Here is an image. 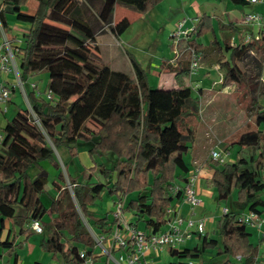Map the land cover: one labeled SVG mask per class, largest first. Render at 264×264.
Here are the masks:
<instances>
[{
    "label": "trees",
    "instance_id": "trees-1",
    "mask_svg": "<svg viewBox=\"0 0 264 264\" xmlns=\"http://www.w3.org/2000/svg\"><path fill=\"white\" fill-rule=\"evenodd\" d=\"M29 1L3 0L0 5V25L8 37L10 16L19 15L31 23L14 53L20 59L21 81L40 125L34 124L28 111L19 110L8 121L0 145V233L6 220L13 227L8 238L0 241V248L13 255L22 245L12 239L13 229L18 227L24 235L30 231L31 223L38 220L47 235L40 245L43 252L65 264H83L81 251L91 257L97 250L85 221L98 234H109L114 226L108 214L100 217L91 210L103 193L107 192L114 203L127 197L126 211L132 214V223L136 227L143 223L144 229L154 234L166 228L169 206L182 200L183 193L174 194L172 188L184 186L189 180L185 156L196 141L201 123V107L190 85L193 56L162 60L161 72L173 73L178 86L171 89H153L149 74L135 57L129 55L131 74L112 70L99 57L97 36L105 29L113 30L116 5L146 14L165 0H37L35 13L27 16L22 13ZM232 2L248 4L246 0ZM218 29L240 36L247 31L221 20ZM209 33H215L213 18L204 14L190 34L189 48L203 54L218 44L216 39L210 46L198 42ZM225 50L230 56L220 61L223 85L235 84L249 102L248 112L253 111L251 121L236 134L234 144L239 153L250 152L251 156L211 164L213 175L209 184L215 190L218 206L229 204L233 194L236 200L226 205L229 213L217 221L219 239L205 235L201 237L202 244L193 248L169 249L180 264H197L196 259L211 250L216 251L217 257H226L222 264H258L261 255L248 227L239 224L236 216L248 209H264V130L260 129L264 125V105L260 101L264 93L260 82L264 63L255 60L254 74L240 66L248 58L264 57V38L246 45L227 46ZM41 72L49 75L47 92L56 97L54 101L27 86L29 77ZM90 121L98 129L90 128ZM42 130L57 151L63 148L70 154V162L64 164L73 197L65 186L66 176L54 148ZM80 143L89 145L92 169H99L103 181L84 182L80 178L84 168L71 171ZM109 154L116 157L113 165ZM96 155L105 156L106 162L97 164ZM46 161L56 170L52 186L57 195L48 205L42 199L50 178L43 166ZM33 168L34 178L30 173ZM18 206L24 209L23 215L17 214ZM14 257L15 264H19L18 254ZM94 257L97 260L98 256Z\"/></svg>",
    "mask_w": 264,
    "mask_h": 264
},
{
    "label": "rangeland",
    "instance_id": "rangeland-1",
    "mask_svg": "<svg viewBox=\"0 0 264 264\" xmlns=\"http://www.w3.org/2000/svg\"><path fill=\"white\" fill-rule=\"evenodd\" d=\"M192 2H193L192 5H190L189 4L190 2H187V0H167L163 5L164 6V8H162L163 10L161 9L163 17L160 18L157 22H155L156 24H154V22H150L151 17L144 19L142 17L143 16L142 14L136 13L135 11H132L131 9L123 5L118 4V7L121 8V10H127L129 12H132V14L136 16V18L123 17L124 14H122L120 10L118 11V16L116 18L118 25L123 26L124 28L128 25L127 26L128 28H126L125 30L126 32L124 33L123 36L115 34L116 40L112 36L104 37L102 39L101 42L102 46L105 43H108L107 45L110 46L107 48L102 47L103 49L102 52L106 64L110 65V68H112L115 71L132 73L133 70L129 60V55H130L132 57H135L139 61V63L143 66V68L147 71V73L149 74L150 86L153 89L177 88L175 82L173 84L171 83L173 76L170 75V73H164V75L168 74L167 76H161V73H159V71L161 70V63L162 60L164 59L174 61L177 56L186 58L190 53L188 42L191 39V37L189 36L188 38L182 39L179 45L176 47L173 44L174 43L173 39L171 38L173 33L171 26L167 25V22H165L167 17L168 16L173 17L172 18V21H174L173 23H177L178 21L187 18L189 19L188 28L193 29L194 25L192 24V21L199 14L206 13L211 17H213V19H215L214 21L217 22L216 21L217 16L227 18L233 14L232 12L233 10L245 9L243 6L235 5L234 3H232L231 0H192ZM0 28L2 30V34L4 36H7L3 32L1 25ZM143 30L145 31V33L141 37V39L136 40L133 44H130L128 42V40L131 37H133L138 33H142ZM217 31L219 32V34L221 33L218 29ZM7 38L10 39L8 36ZM72 38L74 40L77 39V37L74 34H72ZM199 39L201 44L207 45L209 44L210 35L207 34ZM10 44L12 50L15 52V46H13L11 40H10ZM238 44H241V39L238 40L237 42H233L229 34L226 33L221 34L220 42L216 45L210 46L207 49V51L201 55L200 68L196 72V74L197 75L199 74V77H201L200 83H204L207 79V75L204 74L205 70L202 69H204V67L206 68L207 66L209 69L210 67H214V69H212L211 71V76L207 80L208 83L212 84L213 89L208 92L210 94L218 92L219 97L214 101V104L217 105L218 106L217 108L221 111L218 117L219 119L217 121L213 120L212 124L209 126L207 130L204 129V125L202 124L199 125L196 134V144L197 143L200 144L203 141L205 145V152H211L213 147L215 146L214 136H220L221 138L225 139L224 143L226 145L223 143L218 144L217 149H221L222 147L225 146L228 147L229 151L232 152V157H231L232 161L238 160L242 155H244L243 157H246L247 159H249V157L251 156L250 152L239 153L237 146L234 144V140L236 134L240 131H243L246 128L247 123L251 121L253 111L248 112L247 106L249 102L245 98V96H242L241 93H239L236 90L235 84H229L228 86L224 87L222 80V70L220 69V61L227 60L230 56V54L226 52L225 47L237 46ZM255 60H257V62L264 63L263 56H254V59L248 58L243 62H241L240 66L244 71L254 74L257 70L256 68L257 63L255 62ZM15 61L20 71L21 69L20 59L16 57ZM43 73L45 72L37 73L35 77L30 76L29 79L31 80L30 82L34 81L38 84L41 97L47 99L46 92L49 83V75L48 74L45 75L46 79L44 80L41 77ZM157 73L160 75V77L157 75ZM12 78L15 77L13 76ZM192 78L194 79L195 76L193 75ZM15 81L17 85L18 81L16 78ZM195 82L197 83L199 81H194L193 83ZM193 89H194V94L197 96V94H199V86L194 84ZM12 95H14L13 96L14 104L10 108V111H7L5 113H0V132L2 133L6 132L8 126L7 121H9L10 119H12V117H14V115L17 113V110L28 111V114L31 115L34 120V124L40 126L35 111L31 108L27 99V95L20 84H18L15 93L14 94L12 93ZM260 100L261 103L264 105V93ZM88 126L90 128L98 129V127L91 121L88 122ZM260 129L264 130V125ZM42 133L45 139L48 141V143L54 148L56 157L59 160L63 172L66 176L65 186L69 190L71 196L73 197V187L69 180L68 172L64 164L70 162V154L68 153V150L63 148L57 151L44 130H42ZM88 151H89V145L80 143L79 152L85 154L78 155L71 163L70 169L72 172H74L76 169L81 170L84 168L85 172L82 173L81 174L82 177H80L84 182L103 181L98 168L92 169L87 167L88 165L90 166L94 165L91 162V158L89 156ZM107 156H111L113 158V163H111V165H113L114 162L116 161V157L110 154ZM105 158H106L105 156L96 155L94 157V160L96 161L97 164H100L106 162ZM43 166L50 173L49 183L47 184L45 191L42 195V199L48 205L50 204L51 200L55 198L57 195L56 191L52 186V182L56 176V170L47 161ZM30 173L34 178L36 175V169L33 168L30 171ZM262 179H264V172L262 173ZM208 188H211L210 184H208ZM201 198L203 200L202 201L203 207L201 209L199 208L197 210V213L199 211L202 212L205 211L210 215L211 214L218 215L219 211L221 212V210L225 208L226 205H230V203L236 200V194H233L231 196L228 202L229 204L224 203L220 206H218V204L216 203L213 197L202 196ZM263 199H264V194H263ZM110 202L111 201L109 199L108 193L105 192L102 194L101 198H99L96 201L95 205L91 209L94 210L97 213V215L100 217H103L109 213L108 215L110 219H113V211L115 207H113L111 211L109 204ZM16 210L18 215L24 214V209L22 207L18 206ZM50 217L53 218L51 214ZM129 217H131V215H129ZM85 223L91 232L93 227L91 226L92 227L91 229L86 221ZM8 226L10 227V225ZM139 228L144 229V224L140 223ZM248 231L253 234L251 238L252 242L255 245H259L261 248L260 257L263 256L264 246H261V243L264 244V240L263 238H261L262 240L260 241L259 238L261 232L253 226H248ZM25 234H27V232ZM210 236L211 238L219 239V235L214 231L213 232L211 231ZM24 238L25 240L22 242V246L17 249V253L19 254L20 261L22 264H65L62 259L54 260L51 254L45 253L41 250L40 245L42 241L47 238L46 234H37L34 233L33 231H30L27 235H25ZM65 238H69V235H66ZM196 244H202V240L199 241L197 240V238H193V240H190L187 243L180 246L179 249H183L185 246H189L190 248H193V246H195ZM1 251L3 250L0 248V254L2 255V257L0 258V264H15L14 255H10L6 251L2 253ZM97 254H101V252H98ZM225 259L226 257H217L216 251L211 250L206 254H204L200 259H196V263L222 264ZM157 261H159V263L161 264H171L174 262L176 263L178 262V264L181 263L177 257L171 256L166 251H164L163 253H161L159 257H157Z\"/></svg>",
    "mask_w": 264,
    "mask_h": 264
},
{
    "label": "built area",
    "instance_id": "built-area-1",
    "mask_svg": "<svg viewBox=\"0 0 264 264\" xmlns=\"http://www.w3.org/2000/svg\"><path fill=\"white\" fill-rule=\"evenodd\" d=\"M246 1L250 5L264 6V0ZM244 23L248 28L240 38L242 44H250L253 41H260L264 38V12L246 14ZM193 30L194 28H185L184 22H180L174 28L171 36L173 44L177 47L180 41L188 38ZM189 51V54L193 56L192 75L196 76V72L200 68L202 54H197L190 48ZM15 60L16 57L11 48L10 39L2 34L0 38V73L6 77L13 75L25 92V84L21 81L20 71ZM260 82L264 85V72L260 77ZM29 85L41 96L36 82H31ZM46 93L48 100H56V97L51 92ZM11 97L12 89L0 80V113L8 111ZM4 138L5 133L0 132V145L3 143ZM213 162H219L220 164L232 162L230 152L217 148L213 149L209 154L208 161L195 167L189 174V180L184 186L177 185L172 188L174 194L182 192L183 198L180 202L169 206L167 209L168 223L166 228L160 233H151L136 227L132 223L133 216L126 211L127 197L123 200L115 201L112 231L109 234H98L91 230L97 245L96 249L105 257V264H158L155 259L164 251L179 249L180 246L193 238L204 237L206 235L207 219L205 217L199 218L197 213V210L203 207L199 184L205 172V166L208 169V166H211ZM183 206L188 208L186 214L183 213ZM228 213V208L221 210V216ZM236 220L239 224L247 227L253 226L264 234V209H248L238 214ZM30 231L43 234L44 227L40 221L34 220L30 225ZM94 256L88 257L85 251L80 253L83 264H97Z\"/></svg>",
    "mask_w": 264,
    "mask_h": 264
},
{
    "label": "crops",
    "instance_id": "crops-1",
    "mask_svg": "<svg viewBox=\"0 0 264 264\" xmlns=\"http://www.w3.org/2000/svg\"><path fill=\"white\" fill-rule=\"evenodd\" d=\"M167 0H165L164 2H162L160 5H158L156 8H154L153 10H151L150 12L146 13V14H142L143 18L146 19L148 17H151L150 18V22H154V24H156L155 22H157L160 18L163 17L162 15V8H164V3L166 2ZM232 1V0H231ZM2 2L3 0H0V5H2ZM187 2H190L189 4L192 5V0H187ZM233 3V2H232ZM235 4V3H234ZM37 5H38V2L37 0H30L28 2V4L24 7L23 9V13L24 15H27V16H32L34 13H35V10L37 8ZM236 5V4H235ZM241 6V5H240ZM245 9L244 10H241V9H237V10H233V14L230 16V17H227V18H224V17H221V16H217V22H215L213 19V25H214V29H215V33L214 35L212 33H209L210 35V40H209V44L205 45V46H210L212 44V42L216 39L220 42V38H221V34H229L231 36V39L233 42H237L238 40H240V38L242 36H240L239 34H235V33H230L228 31H220L221 33L219 34V32L217 31L218 29V21L221 20L223 21L225 24H228V23H233L235 24L236 26L240 27V28H248L245 23H244V18H245V15L246 14H249V13H253V12H261L263 13L264 12V6L263 5H257V6H254V5H250L249 3L246 5V6H243ZM162 9V10H161ZM121 11L123 15V17H129V18H136L135 15L132 14V12H129L127 10H121V8L118 7V5H116V9H115V14H114V28L113 30H106L104 31V33L102 34H99L97 36V46H98V54H99V57L102 59V61L106 64L105 62V58H104V55H103V52H102V47H110L109 45H107L108 43H105L101 44L102 42V39L104 37H114V39L116 40V37H115V34H118L120 36H123L124 33L126 32V28H128L127 26L124 28L123 26H120L118 25L117 21H116V18L118 16V11ZM172 11V10H171ZM199 11V9H198ZM182 12V11H181ZM176 13V12H174ZM206 14V13H205ZM204 14H199L197 15L196 18H194V20L192 21V24L194 25V28H195V24L198 20V18L200 16H202ZM208 15V14H206ZM210 16V15H208ZM172 18L171 16H168L167 19L165 20V22H167V25H170L171 26V29L172 31L174 30V28L180 23V22H184V27L185 28H188V24H189V19L185 18L183 20H180L178 21L177 23H173L174 21H172ZM213 18V17H212ZM9 23H10V27H11V33L9 35V38L10 40L12 41L13 43V46H19L22 44V40L24 38V36L29 32V29L31 27V23L30 22H26L24 21L23 19L20 18L19 15H12V17H9ZM51 24L53 25H57V26H60L62 27V25H60L59 23H55V22H50ZM123 27V29H122ZM158 27V26H157ZM123 31H122V30ZM219 30V29H218ZM223 32V33H222ZM145 31L143 30L142 33H138L136 35H134L133 37H131L128 42L130 44H133L136 40H139L141 39V37L144 35ZM198 42L200 43V39L198 40ZM201 44V43H200ZM204 45V44H203ZM106 50V49H104ZM165 60V59H164ZM138 61V60H137ZM139 62V61H138ZM107 65V64H106ZM110 67V65H108ZM143 67V66H142ZM112 69V68H111ZM212 69H214V67H210V69L208 68V66L202 70H205V73L207 75V79L206 81L208 80V78L211 76V71ZM113 70V69H112ZM159 73H161V76H167V75H164L163 72H161V70L159 71ZM201 73V72H200ZM128 74H131V73H128ZM47 73H43L41 75V77L45 80L46 79V76ZM157 75L160 77V75L157 73ZM170 75L173 76L172 78V84L175 82V79H174V74L173 73H170ZM36 75L34 76H31V77H35ZM13 75H10L8 77L2 75L0 73V80L2 82H4L7 86H9L11 89H12V93L14 94L15 91H16V88H17V85H16V81H15V78H12ZM48 77V76H47ZM40 78V76H39ZM200 79L201 77H199V74L195 76V78L191 79L190 81V85L194 86L197 85L199 86V94H197V96L195 95V97L198 99L199 103H200V106H201V123L202 125H204V129L207 130L209 128V126L212 124V121L215 120L217 121L219 118V115L221 113V111L217 108L218 106L214 104V101L219 97V94L218 92L217 93H209L208 91H211L213 88H212V84L206 83V81L204 83H200ZM29 81H27V86L29 87V82L31 81L30 79H28ZM162 81V80H161ZM164 81V80H163ZM194 81H199V82H195L193 83ZM34 82V81H33ZM31 83V82H30ZM176 84V83H175ZM38 86V84H37ZM177 86V85H176ZM27 87V90L29 89ZM178 88V86H177ZM38 90L40 91L39 89V86H38ZM25 93H26V89H25ZM223 93V92H222ZM13 96L11 97V100H10V103L8 105V111H10V108L13 106L14 104V101H13ZM261 101V100H260ZM19 110H17L18 112ZM8 122V121H7ZM8 124V123H7ZM8 128V127H7ZM220 136H214V144L215 146L213 147V149H215V147L217 148L218 144H225L224 143V140L223 138H219ZM226 145V144H225ZM212 149V150H213ZM221 150H226L228 152H230L231 154V157H232V152L229 151V148L228 147H222ZM85 153H80L78 155H84ZM209 154L210 152H205V145L203 143V141L200 143V144H196V141L190 145V149L188 151V154L185 156V162L187 164V166L190 168V173L195 169V167H197L198 165H201V164H205L207 161H208V157H209ZM188 157V159H187ZM92 162V161H91ZM45 164V162L43 163V165ZM87 166V164H86ZM88 168H92L93 165H88L87 166ZM207 167L205 166V172L203 174V177H202V180H201V183L199 184V192H200V198L202 196H208V197H213L214 200H215V190L211 187V188H208V184L210 183L211 179H212V175H213V169L211 168V166H208V169H206ZM189 173V174H190ZM214 190V191H213ZM110 199V210L112 211V208L114 207V200L112 198H109ZM202 200V198H201ZM203 201V200H202ZM216 201V200H215ZM217 203V202H216ZM202 208V207H201ZM200 208V209H201ZM183 209V213L186 214L187 211H188V208L187 206H183L182 207ZM92 210V209H91ZM94 211V210H93ZM95 212V211H94ZM96 213V212H95ZM97 214V213H96ZM109 214V213H108ZM109 216V215H108ZM198 217H205L207 219V226H206V235H209L210 236V233L211 231L213 232H216V224H217V221L219 220V218L221 217V212L219 211V214L218 215H214V214H208L206 213L205 211H199L198 212ZM113 220V219H112ZM10 225V227L8 226ZM29 227V226H28ZM0 228H1V220H0ZM12 223L10 221H5L4 222V225H3V232L0 233V241H3L5 239L8 238L9 236V231L12 229ZM19 228L18 227H15L13 230V233H12V239L14 238L16 240V243L19 244V243H22L24 240H25V235H27L30 231L27 232V234H24L22 235L20 230H18ZM16 233V235H15ZM252 234V233H251ZM253 235V234H252ZM264 235L263 232H261L260 234V241L262 240L261 238H263L264 240ZM252 238V237H251ZM193 240V239H191ZM197 240H201V238H197ZM190 241V240H189ZM263 243H261V246H264V244L262 245ZM198 245V244H196ZM195 245V246H196ZM22 246V245H21ZM194 247V246H193ZM19 248V247H18ZM16 248V252L14 254L17 253V249ZM185 248H190L189 246H185L183 249ZM261 250V248H260ZM2 253H4L3 251H1ZM98 252H100L99 250H96V254L95 256H98L97 260H96V263L97 264H105V257L102 255V254H97ZM167 253L170 254L169 250L166 251ZM13 254V255H14ZM18 254V253H17ZM262 257V258H261ZM260 259H259V263L258 264H264V254L263 256H261ZM18 258H19V264H22L21 261H20V257H19V254H18ZM156 262L158 264H161L159 263V261H157V258H156Z\"/></svg>",
    "mask_w": 264,
    "mask_h": 264
},
{
    "label": "bare ground",
    "instance_id": "bare-ground-1",
    "mask_svg": "<svg viewBox=\"0 0 264 264\" xmlns=\"http://www.w3.org/2000/svg\"><path fill=\"white\" fill-rule=\"evenodd\" d=\"M252 49V48H251Z\"/></svg>",
    "mask_w": 264,
    "mask_h": 264
}]
</instances>
